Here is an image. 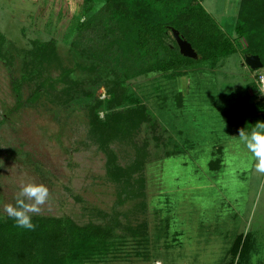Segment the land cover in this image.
<instances>
[{
  "label": "rangeland",
  "instance_id": "obj_1",
  "mask_svg": "<svg viewBox=\"0 0 264 264\" xmlns=\"http://www.w3.org/2000/svg\"><path fill=\"white\" fill-rule=\"evenodd\" d=\"M239 1H201L234 54L139 75L165 54L153 40L145 48L155 52H124L105 0H92L88 12L84 0H0V217L21 183L34 181L50 195L30 215L107 233L83 264H237L246 249L249 261L240 264H264V175L237 158L235 147L239 129L264 121L253 117L257 109L242 85L252 88L250 74L264 65L252 71L244 63L246 43L234 33ZM36 40L54 41L42 78L55 81L33 105L16 108L11 83L21 79ZM165 45L174 47L170 32ZM99 62L98 73L87 69ZM113 71L132 78L145 117L128 134L108 138L90 116L95 107L102 118L108 112L94 100L107 97ZM33 87H22L24 98ZM63 89L61 104L55 92ZM138 179L142 195L126 199Z\"/></svg>",
  "mask_w": 264,
  "mask_h": 264
},
{
  "label": "trees",
  "instance_id": "obj_2",
  "mask_svg": "<svg viewBox=\"0 0 264 264\" xmlns=\"http://www.w3.org/2000/svg\"><path fill=\"white\" fill-rule=\"evenodd\" d=\"M201 1L203 0H105L112 10L111 19L121 34L115 42L124 52L131 48H144L145 53L155 52L156 46L145 48L147 42L153 40L152 45L161 46L165 54L154 63L139 69V75L154 72L167 74L166 72L170 70L183 69L187 64L195 62L179 53L174 39L172 49L165 45V36L167 32L171 33L172 29L178 31L179 35L191 44L197 56H200L198 60L226 58L236 52L231 40L221 32L217 23L202 7ZM84 4L85 12L90 11L92 0H84ZM234 33L236 38L246 43L241 50L242 55H257L264 65V0L239 1ZM130 37H133V40L128 42ZM4 40L0 35V58L5 59L2 55ZM54 53L53 40L45 43L37 40L32 42L31 48L25 54L27 62L24 61L21 79L13 80L11 83L16 108L33 105L48 92L49 88H52L51 83L54 84L55 80L42 78V74L43 65H48L52 61ZM99 64H91L87 69L98 73V67L102 66L100 62ZM66 72L67 70L65 75ZM112 74L113 79L105 83L107 97L104 100H94L97 105L104 104L108 112L102 118L95 107V110H91L90 116L93 129L108 133V138L128 134L136 127L137 122H142L145 117V107L141 105L140 99L128 84L132 78L117 75L118 73L114 71ZM63 75L61 73L60 76ZM99 77L103 78L98 76V80ZM31 84L34 87L24 98L22 87ZM60 93L61 95L55 92V99L64 104L62 96L67 93L65 89ZM254 107L257 109L256 112L262 110L258 102ZM261 118L264 119L263 116ZM250 120L252 119L250 118L248 122L253 124L254 120L253 123ZM138 184V189L131 185V190L126 193V199L142 195L140 179ZM32 222L36 225L35 229L27 230L16 227L14 221L7 215L0 217V264H83L93 258L95 252L101 250L105 242L102 240L107 234L97 226L78 227L69 219L32 216ZM246 253L248 249L239 255L237 264H240L241 258H244L246 263L249 261Z\"/></svg>",
  "mask_w": 264,
  "mask_h": 264
},
{
  "label": "clouds",
  "instance_id": "obj_3",
  "mask_svg": "<svg viewBox=\"0 0 264 264\" xmlns=\"http://www.w3.org/2000/svg\"><path fill=\"white\" fill-rule=\"evenodd\" d=\"M236 137L237 158H245L255 173L264 175V121H258L251 131L239 129ZM49 195V189L43 183L22 182L14 196L15 203L5 204L3 211L16 227L34 230L36 225L30 214L39 213Z\"/></svg>",
  "mask_w": 264,
  "mask_h": 264
},
{
  "label": "water",
  "instance_id": "obj_4",
  "mask_svg": "<svg viewBox=\"0 0 264 264\" xmlns=\"http://www.w3.org/2000/svg\"><path fill=\"white\" fill-rule=\"evenodd\" d=\"M171 34L173 39L176 42L179 53L186 58L197 60V53L192 48L191 44L184 40L178 33V31L172 29ZM245 65L252 71L260 69L263 64L260 61V58L257 55H244Z\"/></svg>",
  "mask_w": 264,
  "mask_h": 264
},
{
  "label": "crops",
  "instance_id": "obj_5",
  "mask_svg": "<svg viewBox=\"0 0 264 264\" xmlns=\"http://www.w3.org/2000/svg\"><path fill=\"white\" fill-rule=\"evenodd\" d=\"M206 10V9H205ZM206 12L208 13V14H210L211 12H209L208 10H206ZM237 12H238V7H237ZM237 12H236V18H237ZM211 15V14H210ZM212 16V15H211ZM236 18H235V21H236ZM222 21V20H221ZM222 23H224V21L222 22ZM221 26L223 27V25L221 24ZM231 38H233V37H231ZM243 42V40L241 41V43ZM244 43V42H243ZM241 56V55H240ZM242 64V63H241ZM243 65V64H242ZM244 66V65H243ZM254 76H255V73H253V74H250V79L252 80L251 82H253V87L252 88H250L249 87V84L250 83H248V81H244V83L242 84L243 86H244V90H245V97H246V99L248 100V102H247V105L248 106H250V107H252V109L254 108L253 106H254V104L255 103H257V97H256V86H255V81H254ZM247 92H249V94L247 93ZM252 95V96H251ZM252 97V98H251ZM254 112V114L255 115H257V116H261L260 115V110L258 111V112H256V111H253ZM252 123H253V119L252 120H250Z\"/></svg>",
  "mask_w": 264,
  "mask_h": 264
},
{
  "label": "built area",
  "instance_id": "obj_6",
  "mask_svg": "<svg viewBox=\"0 0 264 264\" xmlns=\"http://www.w3.org/2000/svg\"><path fill=\"white\" fill-rule=\"evenodd\" d=\"M256 86V99L261 105L260 115L264 117V72H257L254 76Z\"/></svg>",
  "mask_w": 264,
  "mask_h": 264
}]
</instances>
